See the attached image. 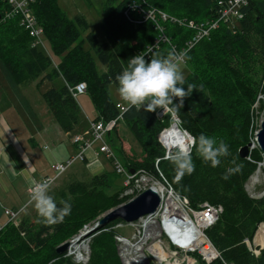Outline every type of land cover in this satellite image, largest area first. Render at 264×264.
<instances>
[{
	"label": "trees",
	"instance_id": "1",
	"mask_svg": "<svg viewBox=\"0 0 264 264\" xmlns=\"http://www.w3.org/2000/svg\"><path fill=\"white\" fill-rule=\"evenodd\" d=\"M23 1V8L34 15L32 28L25 27L21 11L16 16L8 15L7 11L15 9V4H10V0H0V64L4 65L16 85L21 88H27L38 80H60L61 85H52L43 93V99L54 123L61 131L69 134L80 126L84 116L79 99L73 95L71 88L86 82L87 94L97 111L95 120L108 121L116 118L120 110L117 108L118 100L115 101L111 95V86L118 88L116 76L126 67L128 60L136 54L146 52L155 39L162 36L158 29H163L161 32H165L170 41L161 42L159 49L146 59L169 60L172 44L181 50L187 40L196 34L194 29L188 27L187 22L193 20L198 24L210 23L211 19L217 17L222 0H193V8L197 10L193 13L186 10L190 5L189 0H107L108 6L112 7L103 18V40L90 30V24L84 15L70 17L60 5V0ZM180 4L186 9L179 8ZM171 5H175L180 12L168 8ZM151 11H155V14L164 11L175 20H163L160 17L153 21L146 18ZM242 12L244 17L238 22L236 31L222 23L208 38L201 39L188 51V63L193 62L194 66L185 78L184 87L192 84L196 89H193L191 96L185 98L184 105L179 110L169 106L181 119V126L195 140L201 133L215 134L224 130V136L217 141L223 140L228 144L229 155L222 157L217 167H211L198 154L194 155L195 171L191 175H184L177 182L176 169L169 158H163L165 149L157 138L169 124V119L160 121L158 109L147 111L142 108L137 111L129 107L123 114L122 121L141 143L144 155L141 160L122 155L124 162H121L127 170L148 172L161 182L164 181L163 175L179 196L188 199L190 208L194 210H200L204 202L222 206L223 212L217 222L205 230L222 258L233 264H264V249L260 255H256L245 241L246 238L251 240L258 225L264 222V196L252 198L246 190V184L259 163L264 160V154L257 147L248 158L241 157L239 150L249 144L248 125L244 127V134L230 136L232 119L218 93L227 79L223 76L224 72L231 73L222 53L237 48L251 50L264 47V0H249ZM244 44L249 46L244 47ZM200 64H203L202 72ZM210 85L212 86L208 87ZM228 86L231 89L234 87L231 82H225V87ZM213 94L216 98H213ZM247 121L251 122L249 114ZM79 130L78 128L76 132ZM109 141L112 143L111 138ZM194 149L193 147L192 155ZM64 176L50 186L49 192L58 208H62L64 202L71 205L70 215L65 216L61 223L55 224L43 223L37 211L35 214L26 213L22 218L19 217L15 222L18 224L14 227L15 236L10 234L8 239L0 243V264H29L17 262L16 259L25 249L11 248L12 238L15 241L24 239L40 250L68 225H74L79 230L138 193L134 189L133 194H124L128 185L124 184L123 176L112 177L108 172L89 177L73 173L66 179ZM113 189L116 191L111 192ZM6 203L0 197V213L8 220L10 215L6 211L19 210ZM120 223H124L123 220L116 218L95 228L87 264H123L116 241ZM0 224L6 227L12 223L1 219ZM2 233L0 231V236ZM33 264L74 263L60 258L53 262L37 260Z\"/></svg>",
	"mask_w": 264,
	"mask_h": 264
},
{
	"label": "rangeland",
	"instance_id": "2",
	"mask_svg": "<svg viewBox=\"0 0 264 264\" xmlns=\"http://www.w3.org/2000/svg\"><path fill=\"white\" fill-rule=\"evenodd\" d=\"M106 1L107 0H60V5L70 17H74L77 14L84 15L90 24V30L103 40V18L112 7H109ZM22 2L23 0L21 3ZM189 2L190 5L187 7V9L182 4H180L178 7L184 8L191 13L197 11L195 8H193V0H189ZM168 8L180 12L175 7V5H171ZM156 14L148 13L146 18L155 21L156 18L161 17L160 13ZM190 21L193 20H189L188 22ZM189 28L192 29L191 27ZM160 30L161 29H159V32ZM193 41L194 39L189 43ZM41 46L45 49L43 45ZM245 46L249 45L244 44V47ZM187 56L188 55L186 51L181 53L180 56H178L176 53L173 54V57L177 58L174 63H176L182 70L184 79L188 77L192 71L191 69L194 66L193 62L190 63L189 61L188 63ZM222 56L231 73L229 71L224 72L223 76L227 77V79H225L223 88L218 93L220 101L226 106L227 112H229L232 119L230 124V130L232 133L230 136H233V134H244V127L248 125V140L249 143L252 142L255 146L251 151L256 150L258 149L256 132L259 130L261 121L264 119V47L258 49L252 48L251 50L249 48H237L234 51L222 53ZM202 69L203 64H200L201 72ZM5 70L6 68L4 65L0 64V145L2 148H4V145L7 141L6 146L9 151H13L15 153L14 156L19 166H15L16 173L18 175L14 181L11 180V177L7 176L1 171L2 169H5L4 166L0 167V197L4 202H6L9 197L13 199L11 200L12 202L18 203L12 206L7 204V206L14 207L17 210L23 209L22 212L25 210L20 216V218H22L26 213L35 214L36 209L34 207V203L30 201L29 193L26 194V197L24 196V201L20 202L21 199L19 197H14L11 194L12 187L13 190L16 188L18 191L22 190L20 188L21 186L26 189L27 177L32 175L38 178L39 176V173L34 168V164L27 157H32L31 160L33 161L34 159H37L41 160L43 163H51V171L55 161L58 159V157H61V154H63L64 151L63 145H60L59 147L57 146V149V147L55 148L53 146L51 141H49L46 137H43V134L47 132H50L51 136L54 137V127L56 126L54 123V118L43 99V93L50 89L52 85H61V82L59 79H55L53 81L44 80L42 82L38 80L27 88H21L16 85L12 76L7 70ZM225 82H231L234 86L233 89H231L230 86L225 87ZM211 86L212 85L208 87ZM111 95L115 101H122L118 94V88L114 85L111 86ZM80 96H83L82 100L85 101L81 104L84 116L82 123L78 127L80 130L76 132L78 129L77 128L69 136L65 137L68 140H72L74 138L75 143V138L77 136L84 135L87 132L86 136L88 141H90L93 146L88 152V162L85 163V161L81 159L72 161L69 167L65 170V176L63 178L66 179V177L71 173L77 176L86 174L89 177L90 175L92 176L96 174H102L104 172H108L112 177L116 175V177H119L121 175L118 174L114 168L115 160L123 161V156L131 157L133 160H141V156L144 155L142 145L134 136L128 125L122 122V119L111 131L105 135V140L108 142L111 150L114 152V157H108L104 153H99L101 147L100 141L94 142V136L89 130L88 121V118H95L97 111L93 101L87 93ZM212 96L213 98H216L214 94ZM161 112H163V109L157 110L160 121L169 119V124L174 121L172 109L168 111L164 110V114ZM247 114L250 116V123L247 121ZM224 133L225 131L221 130L215 134H203L218 140L224 136ZM160 134L157 137L159 142ZM110 138L112 143L109 141ZM15 139H17L23 147L24 159L22 156H20L22 150L20 149V152V150L16 147L17 141ZM72 151H74L73 147ZM24 152L26 154L28 152L31 157L29 155L26 156ZM1 154L2 153H0V160ZM73 154L74 153L70 155ZM196 154L198 153L194 149L192 158ZM69 156H66L63 159H66ZM165 156L166 154H164V158L167 159ZM262 162L264 163V160ZM32 169L35 171L33 172ZM255 175L256 174H253L251 178H249L246 184V190L248 191L250 197L258 199L264 196V164L260 169V173L256 176ZM42 180L43 179H38L37 181ZM164 181L161 184L160 179H157L153 174L140 171L137 176L133 178L132 184L136 185L138 190H142L144 188L154 186L156 183L164 185L166 184V181ZM124 184H126L125 181ZM167 190L164 189L163 194L160 193L161 198L164 197V200L167 199ZM113 191H116V189H113L111 192ZM129 193H131V190L127 188L124 194L127 195ZM155 213H157V215L154 218H144L143 221H137L135 223L123 221L124 223L118 224L120 225L119 234L121 238L124 237L122 240L125 245L123 246V243L117 240V238L120 236H116L118 248L120 247V250L122 251L120 254L121 258L123 252H128L130 257L133 259V261L130 262L131 264H165L162 262V260L166 261V264H170L175 261L176 257L180 258L184 256L185 250L180 248L177 249L179 255H175V250L173 249L172 244L169 243L167 234L161 225L159 211L157 210ZM186 214L193 217L191 210L187 209ZM103 216L104 215H100L97 217V220L101 219ZM1 219L5 222H8L7 218L2 213H0V220ZM96 221L90 222L79 230H77L74 225H68L62 233L55 235L46 244V246L40 250H37L33 246L29 245L26 241H24V239L15 241V238H12L11 248L21 247L25 249L24 253L16 259L17 262L24 261L29 264H33L37 260H50V262H53L61 258L69 259L74 264H87L91 256L90 246L95 236L94 231H91L95 228L94 225ZM10 223L12 224L0 228V231H3L0 236V243L8 239L10 234L14 235V227L18 224L15 223V220ZM257 233V241L260 243L255 245L254 240ZM79 235H82L80 239L76 240L75 243H73L68 248V250L64 251L63 253L56 252L58 247H61V245L67 241H73ZM249 241L251 242L252 248H254L253 251L259 252L254 253H258L260 255L261 251L264 249V232L261 231L260 224L258 225L253 238L251 240L249 239ZM127 243H130V245H127ZM156 243L162 244V246H164V258H161L159 255L155 257V255L152 254V248ZM76 247H81V251L85 260H79L78 253H76Z\"/></svg>",
	"mask_w": 264,
	"mask_h": 264
},
{
	"label": "built area",
	"instance_id": "3",
	"mask_svg": "<svg viewBox=\"0 0 264 264\" xmlns=\"http://www.w3.org/2000/svg\"><path fill=\"white\" fill-rule=\"evenodd\" d=\"M10 3L15 4L14 5L15 9L7 11L9 13L8 15L16 16L21 11L23 15L21 16V19L26 25L25 27L32 28L34 26L33 24L34 15L27 8H23L25 2L23 1L21 3V2H16L15 0H10ZM248 3H249V0H222L220 1V9L217 13V17L214 18L210 23L207 22V23L197 24L194 21L187 22V25L191 27L192 29H194L196 31V34L191 39L187 40L185 48L181 50H179L176 46L172 45L171 57L169 60L172 62L177 60L176 57H173L174 53H176L178 56H180V54L185 51L186 53H188V51L192 49L201 39L208 38L211 32L217 29L219 25L222 23H226L229 26V28H231L233 31H236V28L238 27V22L244 17V13L242 12V9L246 5H248ZM157 13L161 14V18L163 20H167L169 18L172 20H175V18H172L168 16L166 13H163L161 11H158ZM150 14H155V11H151ZM161 30L163 32V29ZM32 34L36 35L35 31H32ZM193 39L194 41L189 43ZM164 41H170L169 37L165 34V32L162 34V36L157 38L154 41V43L148 47V50L144 53H148V56H149L151 52L155 51L156 49H159L161 42H164ZM86 89H87L86 83L81 82L78 85H76L74 88H71V91L74 96H77L78 94L84 93ZM117 107L121 110V113L119 114L117 118L111 119L109 121L95 120V119L93 120L91 119V121L89 120V125H90L89 130L92 132L94 136V142L100 141L101 147H100L99 153H104L108 157H114V152L111 150L110 145L105 140V135L109 131H111L117 125V123L122 119V115L129 108V105L125 101L122 100L117 103ZM168 110H171V109L169 107L165 109V111H168ZM161 113L164 114V111ZM172 114L174 118V124H172L171 127L173 126L178 127L181 120L173 111H172ZM169 128L170 127L165 128L160 134V141L166 151L165 157L169 158L170 154L174 153L177 150L178 145L188 147L189 150L192 151V148H193L192 145L194 143V138L186 130H183V132L186 134L187 137L184 143H182L179 141L178 137L174 135H168L166 133V131ZM86 135H87V132L84 135H79L75 138V143L78 145L76 154H74L73 156H70L64 161L57 162L53 167V175L44 177L42 181L47 180L51 186L52 184L55 183V181L58 178H60L64 174L65 170L69 167L72 161L76 159H81V160L86 159L88 152L91 150L90 148L93 146V144L90 141H88V138ZM73 142H74V139H73ZM159 160L160 159L157 160V164L159 163ZM114 164H115L114 167L117 173L124 175L127 179L126 183H129L130 180L133 179L134 175L131 174L128 170H126L119 160H115ZM42 181H38V182H42ZM29 188H28V193H29ZM134 188L138 189L137 186H135ZM163 189H166V190L168 189V190H167V196H166L167 199L164 200V198L162 197L161 203L158 208L160 222L164 221L163 216L165 212L173 204L178 205L177 208L182 209L185 213L187 209L191 210L193 213V217L188 215L190 220L186 219L187 221L185 220L183 221L185 223L189 222L190 224H192L191 227L188 228L187 226H182L179 228L182 230H186V231L188 230L187 233L191 235V237L197 240L200 239L202 241V243L194 250H191L189 248H180V249L185 250V254L183 257H180V258L176 257L174 262L176 264H213L215 261H217L218 264H233L232 262H228L222 258L220 251L215 247L213 242L210 240V238L205 233L206 229L210 228L217 222L220 214L223 212V207L220 205H212L209 202H204L200 210H194L190 208L188 199L185 197L179 196L175 192L173 186L169 182H166V184L163 185ZM133 191L134 189L131 190V192ZM30 201H31V198H30ZM6 213L10 215L9 217L11 220L16 219L19 214V212H12V211H6ZM157 213L142 217L139 221H143L144 218H147V219L154 218L156 217ZM2 227L3 226L0 225V228ZM260 229L261 231L264 232L263 223L260 224ZM117 236H120V235H117ZM257 236H258V233L255 236V240H254L255 245H258V243H260L257 241ZM122 238L120 236L117 238V240L122 242L123 246H125ZM245 241L253 253L258 252V251H253L254 248H252L251 242L249 241V239ZM127 245H130V243H127ZM118 251H119V254L122 253V251L120 250V247L118 248ZM156 251H159V250H156ZM174 253L176 256L179 255V252L177 250L174 251ZM258 253H255V254L258 255ZM152 254H154L155 257L157 256L155 250L152 251ZM122 260L124 261L125 264H131L130 262L133 261V259L130 257V254L128 252L127 253L123 252ZM162 262L166 264V261L162 260Z\"/></svg>",
	"mask_w": 264,
	"mask_h": 264
},
{
	"label": "clouds",
	"instance_id": "4",
	"mask_svg": "<svg viewBox=\"0 0 264 264\" xmlns=\"http://www.w3.org/2000/svg\"><path fill=\"white\" fill-rule=\"evenodd\" d=\"M146 57H149L148 53H139V54L132 56L128 60L126 67H124L123 70L116 76V80L118 82V94H119L120 98L123 101H125L129 105L130 108H135L137 111H140L142 108L147 110V111H156L157 109H163V111H164L169 106H173L176 110H179V108L183 107L185 98L191 96L192 91L195 88V86L192 84H188L186 88L184 87L185 86V79H184L182 70L178 67V65L176 63H174L168 59H164V58H148V59H146ZM86 85H87V83H86ZM85 93H87V89L84 93L78 94L75 97H77V99H78L80 95H84ZM120 113H121V110H120L119 114ZM157 115H158V113H157ZM90 119L93 120L95 118H88V121ZM112 119H114V118H112ZM122 119H123V115H122ZM104 121H106V120H104ZM172 124H174V121L171 124H169L168 126L164 127L162 129V131L167 127H171ZM89 127H90V125H89ZM178 128L181 129L182 131L186 130L194 138V136L187 129H184L181 126V122L179 123ZM70 134L71 133H69V134L66 133L65 136H69ZM73 139L70 141L74 145V147H73L74 154H76L77 149H78V145L73 142ZM75 146H77L76 149H75ZM192 147L195 148L199 157L204 162L209 163L211 167H217L221 163V158L229 155L228 144H226L223 140L217 141L215 138H213L211 136H207L203 133L200 134L196 138V140L194 138V143H193ZM192 150H193V148H192ZM261 152H262V150H261ZM165 154H166V151H165ZM73 155H70V156H73ZM69 157H67V158H69ZM88 157L89 156L87 155L86 159L84 160V161H86V163L88 162V159H87ZM66 159L56 160L55 164L57 162H61V161H64ZM169 159H170V162L174 165V167L176 169L175 180L177 182H179L183 178L184 175H186V174L191 175L195 171V164H194L193 158H192V151H190L188 147L178 145L177 150L174 153L170 154ZM121 163L124 166L123 162H121ZM260 163H262V166H263L264 163L263 162H260ZM5 165L11 171V174L13 176H15L16 175V168H15L13 161L9 160L8 155H5L2 159V161H0V167H3ZM53 167H52V170L50 173L45 174L44 176H41L38 179H43L46 176H52L53 175ZM261 167H260V169H261ZM124 168L126 169L125 166H124ZM131 170H133V169H130L128 171L131 173ZM32 171L34 172L35 170L32 169ZM140 171H142V170H138V171L134 170V173H131V174H133L135 177V176H137V174ZM142 172L146 173L145 171H142ZM259 173H260V170H259ZM254 174H257V172L255 171ZM120 175L123 176L124 181L127 182L126 177L122 174H120ZM162 178L165 180L163 175H162ZM38 179L35 180L34 178H28V184H29L28 188L30 187L29 188L30 198H31V201L34 203V207L38 213V216L42 219V222L45 224L61 223L64 220L65 216L70 215L71 205L68 204L67 202H64L63 207L58 208L57 202L54 200L53 196L49 192L50 183L47 180L42 181V182H38L37 181ZM132 181H133V179H131L129 183H126V185H128V188L130 190L135 189L134 187L136 186V185L132 184ZM162 182H161V184H162ZM131 184L133 186H131ZM28 188H27V191H28ZM145 189H147V188H144L140 191L137 189L138 193L136 195L140 194ZM131 193L133 194V192H131ZM131 193H129V194H131ZM159 194H160V192H159ZM158 208H157V210H158ZM22 210L18 211L19 214H18V217L16 219H14L15 222L20 217ZM8 220L10 222L14 221V220H11L10 217L8 218ZM139 220H137V221H139ZM137 221H135V222H137ZM135 222H133V223H135ZM164 223H165L164 221L163 222L161 221V225L163 226V228L165 227ZM188 223L189 222H187L186 224H188ZM262 223L264 224V222H262ZM96 224H98V222H96L95 225ZM177 228H179V227H177ZM164 231L167 234L166 231H168V230H164ZM167 237L169 239V243L172 244L173 249L175 251L178 249V247L179 248L185 247V245L183 246L179 242H175L174 240H172L168 234H167ZM190 237H191V235H190ZM121 260H122V258H121ZM122 262H123V260H122ZM123 264H124V262H123Z\"/></svg>",
	"mask_w": 264,
	"mask_h": 264
},
{
	"label": "water",
	"instance_id": "5",
	"mask_svg": "<svg viewBox=\"0 0 264 264\" xmlns=\"http://www.w3.org/2000/svg\"><path fill=\"white\" fill-rule=\"evenodd\" d=\"M256 141H257V146L262 150L264 153V119L261 121L260 128L256 132ZM254 147V144L250 142L249 144L245 145L239 150V153L241 157L243 158H248L251 152V149ZM262 166V163H259V166L256 170L258 173L260 170V167ZM131 173H134V170H131ZM161 202V196L159 192L153 187H148L144 191H142L140 194L136 195L129 201L111 209L110 211L106 212L104 216L98 221V224H96L94 227L96 228L97 225H105L106 223L110 222L113 219L120 218L124 222H129L133 223L139 219H141L144 216H147L149 214H153L157 211V208L159 207ZM165 222V220H164ZM164 224L171 225L173 227V231H175L174 235H170L168 231L167 234L169 237L174 240V238L183 237L187 236L190 237V235L187 233L186 230H182L177 228L175 224V221L172 219H168ZM94 229H92L91 232H93ZM85 235V234H84ZM82 236V235H81ZM80 235L77 236L73 241H67L61 247L57 248L58 253H63L64 251L68 250V248L78 239L81 237ZM181 239L179 238L178 241ZM175 241V240H174ZM177 242V241H175ZM185 245L188 242L191 241H183Z\"/></svg>",
	"mask_w": 264,
	"mask_h": 264
},
{
	"label": "crops",
	"instance_id": "6",
	"mask_svg": "<svg viewBox=\"0 0 264 264\" xmlns=\"http://www.w3.org/2000/svg\"><path fill=\"white\" fill-rule=\"evenodd\" d=\"M83 97V96H82ZM82 97L81 96H79V102H80V105L83 103V102H85V101H83L82 100ZM82 107V106H81ZM7 124V123H6ZM56 125V124H55ZM53 135H54V137H52L51 136V133L50 132H47V133H44L43 134V137H46L49 141H51V143L53 144V146L56 148L57 146L59 147L60 145H63V147H64V151H63V154H61V157L59 158L58 157V159L57 160H60V159H63V158H65L66 156H69L70 154H72V153H74V151H72V147H74V145L71 143V141L70 140H68V139H66V137H65V135H66V133L65 132H63V131H61L60 129H59V127L56 125L55 127H54V133H53ZM52 138V139H51ZM17 142V145H16V147L20 150H22V153L20 154V156H22V158L24 159V154H23V147H22V145H21V143H19L18 142V140L17 139H15ZM10 142H11V140H10ZM6 143H7V141H6ZM6 143H5V145H4V148H2V146L0 145V153H2L1 154V160L0 161H2V159H3V157L5 156V155H8V157H9V160L10 161H13V163H14V165L16 166V165H18L19 166V164L17 163V161H16V158H15V156H14V152L13 151H9L8 150V148H7V146H6ZM14 143V142H13ZM58 147H57V149H58ZM21 150H20V152H21ZM25 153V152H24ZM60 153V152H59ZM26 154V153H25ZM29 155V153L27 152V154H26V156H28ZM30 156V155H29ZM31 157V156H30ZM33 164H34V168L36 169V171L39 173V176H38V178H40V176H44V174H48V173H50L51 171H50V169H51V163L49 164V162H46V163H43L41 160H37V159H34V161L33 160H31V158H29V157H27ZM49 164V165H48ZM4 168L5 169H2L1 171L4 173V174H6L7 176H9V177H11L12 179L11 180H15L16 179V177H17V173H16V175L15 176H13L12 174H11V171L8 169V167L5 165L4 166ZM9 174V175H8ZM28 178H34L35 180L36 179H38V178H36V177H34V176H29V177H27V179H26V189L28 188V186H29V184H28ZM14 188H15V186H14ZM22 190H20V191H18L16 188H15V190H13V187H12V192H11V194L14 196V197H19L21 200H20V202H23L24 201V196L26 197V194L28 193V191H26V189L25 188H23L22 186L20 187ZM11 200H13V199H11V198H9L8 197V199H7V203H6V205L7 204H9V205H16V204H18V203H15V202H12Z\"/></svg>",
	"mask_w": 264,
	"mask_h": 264
},
{
	"label": "bare ground",
	"instance_id": "7",
	"mask_svg": "<svg viewBox=\"0 0 264 264\" xmlns=\"http://www.w3.org/2000/svg\"><path fill=\"white\" fill-rule=\"evenodd\" d=\"M149 9V8H148ZM148 11V10H147ZM164 12V11H163ZM144 15V14H143ZM157 15V14H156ZM213 20V19H211ZM185 22V21H183ZM161 23V22H160ZM206 23V22H205ZM198 24V23H197ZM202 24V22H201ZM40 25V24H39ZM23 26V25H22ZM161 26V25H160ZM40 28H41V25H40ZM159 30V29H158ZM28 31V30H27ZM40 31V30H39ZM166 31V30H165ZM30 34V33H29ZM41 34V33H40ZM163 33L161 32L160 30V35H162ZM42 37V36H41ZM40 37V38H41ZM169 37V36H168ZM35 38V37H33ZM37 39V38H35ZM44 39V37H43ZM39 41V40H38ZM44 42V41H43ZM168 42V41H167ZM38 43V42H37ZM40 43V42H39ZM169 43V42H168ZM173 45V44H172ZM185 48V47H184ZM190 51V50H189ZM152 53V52H151ZM150 53V55H151ZM186 56V54H185ZM182 59V57H181ZM166 133L168 135H174L176 137H178L179 141L184 143L185 139H186V134L181 130L179 129L177 126H173V127H170ZM163 159V158H162ZM259 173V172H258ZM257 173V174H258ZM256 174V175H257ZM158 192H160L161 194H163V185H160L158 183L154 184L153 186ZM165 194V193H164ZM164 198V197H163ZM178 205L176 204H173L172 206H170L168 209H167V212L166 214L164 215V220L165 222L168 220V219H172L175 221V225H177L178 227H182V226H187L188 228L191 227L192 224H186L185 222H183L184 220L187 221L186 219L190 220L188 214H186L182 209L180 208H177ZM201 207V206H200ZM164 230H168L169 234L172 236L175 234V231H173V227H171V225H168V224H165V227L163 228ZM179 238L181 239L180 241ZM175 241L179 242L180 244H184L182 242L183 241H191V242H188L185 244V247H182V248H189L191 250H194L195 248H197L201 243L202 241L200 239H195L193 237H187V236H183V237H178V238H174ZM262 241V240H261ZM259 242V241H258ZM75 243V242H74ZM162 243V242H161ZM78 246V245H77ZM73 247V246H72ZM164 246H162V244H159V243H156L154 244L153 246V250H155L156 254L159 255L161 258H164L165 257V254H164ZM83 248V247H82ZM76 250L78 253V258L79 260H85L84 257H83V253L81 251V247H76ZM156 250H159V251H156ZM77 255V254H76ZM170 264H176L175 262L173 263H170Z\"/></svg>",
	"mask_w": 264,
	"mask_h": 264
}]
</instances>
